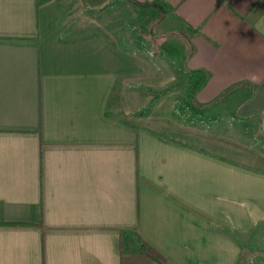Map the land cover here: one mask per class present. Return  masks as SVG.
I'll return each mask as SVG.
<instances>
[{
  "label": "crops",
  "instance_id": "crops-1",
  "mask_svg": "<svg viewBox=\"0 0 264 264\" xmlns=\"http://www.w3.org/2000/svg\"><path fill=\"white\" fill-rule=\"evenodd\" d=\"M159 1L180 23L163 54L126 40L111 8L69 32L63 0H0V264H240L264 167L155 123L187 128L179 102L264 133V0Z\"/></svg>",
  "mask_w": 264,
  "mask_h": 264
},
{
  "label": "rangeland",
  "instance_id": "rangeland-1",
  "mask_svg": "<svg viewBox=\"0 0 264 264\" xmlns=\"http://www.w3.org/2000/svg\"><path fill=\"white\" fill-rule=\"evenodd\" d=\"M92 1L94 2L93 4L102 3L100 0L97 2L95 0ZM128 1L108 0L103 5H93L91 7L88 0H63L64 23L65 21L67 22L66 26H68L69 32H79L89 27L93 28L101 22L100 11L111 8L108 12V21L113 26L123 22L125 27L123 32V35H125L123 37L126 40H134L138 43L143 42L144 46L148 45L149 48L151 47L153 50L160 51V54H163V51H161L162 45L166 40H169L170 43L172 38L175 40L181 39L180 35L174 29L180 23L174 19H169V14L162 10L163 4L159 0ZM111 33L116 34L117 32ZM119 35L122 36L120 32ZM143 96L147 97L146 100L149 99V96ZM141 99L143 100V97ZM176 109L177 111L170 115H173L175 118L180 117L178 123L188 125L189 128L185 126L182 131H178L174 127L166 126L162 122L159 124L155 123L157 120L162 119L163 121L166 118H168L166 121L171 122L170 119L172 118L167 116L165 118H162L163 116L159 117V115L157 117L153 116L152 119L154 120L151 122L155 123L158 128L168 131L178 138L201 146L206 150L214 151L228 159L232 158L235 162L264 167V133L257 128L253 120L248 122L239 120L232 121V116L225 112L218 113L212 112L211 110L205 111L204 109L197 111L184 106L182 108L176 107ZM141 110L138 114L142 118H146L147 116L144 114L146 112L148 113V107L145 106ZM166 114L168 115L169 113ZM245 127L249 128V132L245 131ZM191 130H193L194 134L190 133ZM196 130L205 132V135L214 139L218 138L217 134L228 137V141L224 144L208 140L209 137H202L200 132L196 133ZM210 132L214 134H208ZM223 139L224 137L219 136V140ZM258 226L261 229L264 227V223L260 222L257 226L251 228L256 230ZM251 234H253V240H251L252 245L247 249L245 248L244 256L240 264H264V230L261 232L256 230ZM244 235L241 239L247 238L248 233Z\"/></svg>",
  "mask_w": 264,
  "mask_h": 264
},
{
  "label": "trees",
  "instance_id": "trees-1",
  "mask_svg": "<svg viewBox=\"0 0 264 264\" xmlns=\"http://www.w3.org/2000/svg\"><path fill=\"white\" fill-rule=\"evenodd\" d=\"M200 69H194L193 71H191L190 73V85L192 87V89H195L197 88L198 86H200L203 82V77H204V74L199 71ZM177 107H182L180 106L179 104H177ZM12 223H15V222H12ZM261 229H264L261 228ZM257 231H260V228L259 226L257 227L256 229ZM255 229H252L248 232V236L247 238L245 239H241L242 236H235L237 238L238 241H240L244 246L245 248L247 249L248 247H251V240H253L252 238V235L251 233H253V231H256ZM139 237L137 239V241H135L136 243V246L139 250L141 251H144L148 254H150L151 256H154V257H159L161 256L160 252L157 251V249L155 247H153L150 243H148L146 240H144L142 238V236H140V234L138 233ZM132 239L131 238H125L123 240V232H122V236L120 238V247H121V250L123 251L124 249V246H126L129 242H131ZM245 252V251H244Z\"/></svg>",
  "mask_w": 264,
  "mask_h": 264
}]
</instances>
